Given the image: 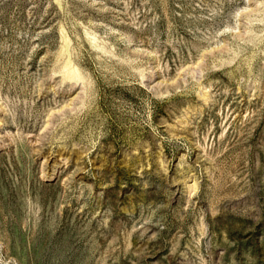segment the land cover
Here are the masks:
<instances>
[{
    "label": "rangeland",
    "instance_id": "obj_1",
    "mask_svg": "<svg viewBox=\"0 0 264 264\" xmlns=\"http://www.w3.org/2000/svg\"><path fill=\"white\" fill-rule=\"evenodd\" d=\"M0 264H264V0H0Z\"/></svg>",
    "mask_w": 264,
    "mask_h": 264
},
{
    "label": "bare ground",
    "instance_id": "obj_2",
    "mask_svg": "<svg viewBox=\"0 0 264 264\" xmlns=\"http://www.w3.org/2000/svg\"><path fill=\"white\" fill-rule=\"evenodd\" d=\"M64 76L67 79H72L75 81H78L80 79V76L78 74L77 69L74 67V65L71 64L70 61H66V63L64 64ZM76 96V95H75ZM74 98V97H73ZM193 186V184H191Z\"/></svg>",
    "mask_w": 264,
    "mask_h": 264
}]
</instances>
